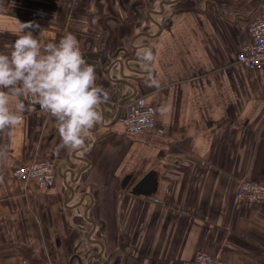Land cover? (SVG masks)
<instances>
[{"label":"crops","instance_id":"obj_1","mask_svg":"<svg viewBox=\"0 0 264 264\" xmlns=\"http://www.w3.org/2000/svg\"><path fill=\"white\" fill-rule=\"evenodd\" d=\"M131 4L0 2V52L19 22L43 42L71 33L89 64L102 57L109 93L78 150L59 148L55 119L28 100L0 134V264H191L202 251L264 264V203L234 196L242 179L264 183V68L236 59L264 0ZM146 106L153 127L126 132L125 111ZM34 158L53 162L49 188L13 176Z\"/></svg>","mask_w":264,"mask_h":264},{"label":"clouds","instance_id":"obj_2","mask_svg":"<svg viewBox=\"0 0 264 264\" xmlns=\"http://www.w3.org/2000/svg\"><path fill=\"white\" fill-rule=\"evenodd\" d=\"M34 27L39 25L19 22L17 38L6 45L10 51L0 52V134L23 123L24 113L30 110L24 101L30 100L55 119L59 148L78 150L101 121L98 108L109 100V93L97 84L95 67L84 59L74 35L43 42L25 31ZM142 60H153L150 49ZM149 80V86L159 87V81ZM5 156L6 150L0 148V159Z\"/></svg>","mask_w":264,"mask_h":264},{"label":"built area","instance_id":"obj_3","mask_svg":"<svg viewBox=\"0 0 264 264\" xmlns=\"http://www.w3.org/2000/svg\"><path fill=\"white\" fill-rule=\"evenodd\" d=\"M250 39L243 44L237 53V60L249 69L264 68V11L249 22ZM31 104V101L28 100ZM35 108L38 105H32ZM48 118H53L46 113ZM152 107L129 108L122 118L124 129L128 133L150 129L154 125ZM13 175L20 181H34L40 188H48L55 178L53 163L44 158H34L28 163L18 164ZM237 199L251 202H264V183L242 179L234 190ZM192 264H232L210 253L200 252Z\"/></svg>","mask_w":264,"mask_h":264},{"label":"flooded vegetation","instance_id":"obj_4","mask_svg":"<svg viewBox=\"0 0 264 264\" xmlns=\"http://www.w3.org/2000/svg\"><path fill=\"white\" fill-rule=\"evenodd\" d=\"M157 0H131L132 8L135 9L139 7V9L149 7L150 4L154 3Z\"/></svg>","mask_w":264,"mask_h":264},{"label":"rangeland","instance_id":"obj_5","mask_svg":"<svg viewBox=\"0 0 264 264\" xmlns=\"http://www.w3.org/2000/svg\"><path fill=\"white\" fill-rule=\"evenodd\" d=\"M260 183H261V182H260ZM262 203H264V202H262ZM202 252H203V251H202ZM198 253H200V252H198ZM198 253H196L194 257H196ZM206 253H207V252H206ZM212 255H213V254H212ZM214 256H216V255H214ZM217 257H218V256H217ZM193 259H195V258H193ZM222 260H223V259H222ZM192 261H193V260H192ZM224 261H226V260H224ZM227 262H230V261H227ZM230 263L235 264V263H233V262H230ZM191 264H192V262H191Z\"/></svg>","mask_w":264,"mask_h":264},{"label":"water","instance_id":"obj_6","mask_svg":"<svg viewBox=\"0 0 264 264\" xmlns=\"http://www.w3.org/2000/svg\"><path fill=\"white\" fill-rule=\"evenodd\" d=\"M100 62H98V63H95L94 65H98V64H101V62H102V57H101V60H99Z\"/></svg>","mask_w":264,"mask_h":264},{"label":"bare ground","instance_id":"obj_7","mask_svg":"<svg viewBox=\"0 0 264 264\" xmlns=\"http://www.w3.org/2000/svg\"><path fill=\"white\" fill-rule=\"evenodd\" d=\"M122 124H123V122H122ZM124 126V125H123Z\"/></svg>","mask_w":264,"mask_h":264}]
</instances>
